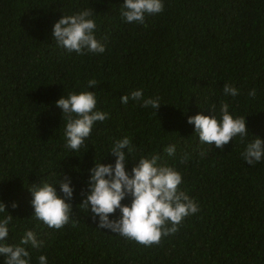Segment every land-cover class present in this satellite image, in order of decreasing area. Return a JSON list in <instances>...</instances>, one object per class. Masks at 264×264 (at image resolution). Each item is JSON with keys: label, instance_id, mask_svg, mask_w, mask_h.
Returning <instances> with one entry per match:
<instances>
[{"label": "trees", "instance_id": "obj_1", "mask_svg": "<svg viewBox=\"0 0 264 264\" xmlns=\"http://www.w3.org/2000/svg\"><path fill=\"white\" fill-rule=\"evenodd\" d=\"M120 2L0 0V201L13 216L7 242L17 243L25 228L37 232L44 243L28 249L31 264L40 254L48 264H264V160L247 165L239 137L221 148L201 144L185 121L224 100L246 115L250 135L264 139V0H163V10L142 24L123 22ZM83 8L94 11L101 54L66 52L51 40V24ZM88 79L97 82L89 90L108 118L72 152L54 101L84 90ZM225 83L237 96L222 95ZM136 88L162 103L154 112L119 103ZM122 136L134 157L157 154L174 166L178 187L198 205L176 232L148 246L98 227L78 205L86 169ZM168 143L176 145L173 157L161 151ZM112 159L106 154L100 162ZM54 172L75 186L69 219L58 229L31 217L26 187Z\"/></svg>", "mask_w": 264, "mask_h": 264}, {"label": "clouds", "instance_id": "obj_2", "mask_svg": "<svg viewBox=\"0 0 264 264\" xmlns=\"http://www.w3.org/2000/svg\"><path fill=\"white\" fill-rule=\"evenodd\" d=\"M162 10L163 0H121L118 14L123 22L142 24L145 16L155 15ZM93 13L92 8L62 13L51 24V40L66 52L77 55L103 53L104 44L95 35ZM96 85L94 79H88L84 90L69 91L54 101L60 109V116L63 115L64 147L72 152L84 145L95 122L108 118L106 111L96 108V96L89 90ZM221 92L224 97H235L238 89L225 83ZM247 95L254 97L256 90L250 89ZM129 100L142 108L150 107L153 112L162 103L158 96H145L140 88L119 96L122 105ZM202 110H206L207 114L196 112L185 117L201 144L221 148L233 137H239L243 141L239 155L247 165L264 160V139L248 133L246 115H235L224 100L209 104ZM249 135L253 138L244 140ZM161 151L173 157L176 145L168 143ZM133 153L134 147L127 136L113 139L106 152L113 158L111 162H100L105 154L93 160L86 169L84 187L77 193L81 197L78 205L89 213V219L98 227L148 246L157 243L162 235L176 232L177 225L184 217L198 211V205L178 187L182 177L174 166L157 154L134 157ZM179 159L183 163L187 154ZM130 161L134 163L129 166ZM26 187L30 195L31 217L49 228L57 229L68 221L75 188L71 177L54 172L52 178L40 179L38 183ZM8 207L14 209L17 204L11 201ZM12 219L13 216L5 210V203L0 201V264H31L28 249H39L44 242L38 238L37 232L25 228L17 243H8ZM35 259L37 264H48L43 254Z\"/></svg>", "mask_w": 264, "mask_h": 264}]
</instances>
